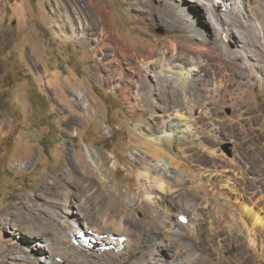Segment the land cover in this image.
I'll return each instance as SVG.
<instances>
[{
	"label": "rangeland",
	"instance_id": "1",
	"mask_svg": "<svg viewBox=\"0 0 264 264\" xmlns=\"http://www.w3.org/2000/svg\"><path fill=\"white\" fill-rule=\"evenodd\" d=\"M107 1L113 4L110 19L114 22V30L122 34L126 43L140 44L141 52L148 51L150 46L157 51L173 37L191 43L185 25L173 30L162 24L159 14L167 8L164 2L149 0L153 13L150 10V14H144L136 9L139 3ZM66 3L69 12L74 6H86L83 0H66ZM46 9L45 0H0V211L11 207L13 213L20 212L27 203V195H30L31 203L53 214L52 206L43 205L41 201H54L64 188V180H69L72 197L87 202L92 218L98 219L104 213L103 205L108 201L117 209L127 214L135 213L139 219L148 221L143 209L130 206L129 197L142 195L146 183L156 188L146 174H142L145 167L157 162L156 159L163 154L166 155L164 160L171 165L178 154L167 153L147 140L164 134L176 136L183 130L178 128L182 123L175 120L163 132L156 124L161 113L156 107L157 98L146 88L144 91L140 82L129 75L130 65L127 62L115 64L112 70L107 60L97 62L91 48L80 41L57 38ZM201 10L203 12L200 6L198 12L203 17ZM232 47L236 48L235 45ZM100 48L106 49L107 56L115 51L122 58L121 52L108 42ZM244 82H247V88ZM230 89L231 94L221 96L222 101L211 115L195 101L190 124L199 134L197 145L203 141L218 155L229 160L238 157L237 162L245 161L249 165L247 175L257 176L259 186L254 189L253 206L257 211L261 208L264 215V176L261 170L264 168V84L255 77L240 81L235 76ZM242 91L248 92L245 100L240 97ZM189 95L194 97L191 91ZM158 98V103H169L161 96ZM167 100L173 101L174 98ZM209 107L216 108L212 104ZM148 122L151 131L144 135L141 132ZM212 122L219 126L222 135L233 134L234 143L227 144L219 139V134L211 130ZM234 122L239 123V129L230 127ZM136 124L140 125V130L135 128ZM209 139L216 145H212ZM170 156L175 157L171 159ZM71 157L75 158L76 165L71 163ZM28 161H32V165L22 166ZM219 164L220 167L203 162L197 165L203 170L207 168L214 173L230 171L228 175H233L231 170L234 171V167L224 162ZM235 184L238 186L239 182ZM212 187L207 179H198L177 188L188 197L182 195L183 199L200 203L202 200L198 197L212 201ZM218 203L222 209L221 198ZM196 210L201 219L193 230L179 237L173 234L178 250L181 241L191 244L200 264H216L219 258L225 260V264H264V232L261 228L256 227L253 235L245 238L243 225L238 236L227 233L218 223L203 222L199 227L201 220L208 219L206 213L213 219L215 214L199 207ZM226 212L233 213L230 208ZM180 213L178 211L176 215ZM188 214L191 215L188 212V217ZM68 251L62 252L63 264H85L86 261L92 264L91 260H86L88 257L77 251ZM138 256V253L131 252L128 260L132 262Z\"/></svg>",
	"mask_w": 264,
	"mask_h": 264
},
{
	"label": "bare ground",
	"instance_id": "2",
	"mask_svg": "<svg viewBox=\"0 0 264 264\" xmlns=\"http://www.w3.org/2000/svg\"><path fill=\"white\" fill-rule=\"evenodd\" d=\"M45 1L46 16L51 19L50 26L57 38L69 42L80 41L91 48L97 62L107 60L112 70L115 64L127 62L131 67L129 75L140 82L144 91L146 88L157 98L156 107L161 112L157 126L166 132L170 124L177 120L182 123L178 128L183 130L176 136L164 134L160 138L147 140L167 153L178 154L177 157L173 156L175 158L170 156L173 158L171 165L164 160L165 154L162 153L163 157L160 155L157 162L145 167L142 174H146L156 188L146 183L142 195L129 197L130 206L143 209L148 221L139 219L135 213L127 214L108 201L103 205L104 213H96L99 218L94 219L87 202L72 197L71 182L64 180L59 197L55 196L54 201L43 199L40 202L52 206L53 214L31 203L30 195H27V203L20 212L13 213L11 207L0 211V264H63L62 252L68 250L88 257L86 260H91L92 264H200L194 247L181 241L178 250V243L173 237V234L179 237L193 230L198 219H201L198 218L200 212H196L197 207L215 214L213 219L206 213L209 220H201L199 227L203 226V222L218 223L227 233L238 236L241 234L238 230L243 225L245 238H250L256 227L261 228L263 233L264 215L261 208L257 211L253 206L254 189L259 187L257 176H248L249 165L245 161L237 162L238 157L235 160L224 158L216 150H210L203 141L197 145L196 140L199 141L200 137L190 120L195 101L205 107L207 114L215 113L218 103L222 101L221 96L231 94L230 86L235 76L240 81L255 77L264 84V0H160L167 7L159 14L162 24L173 30L185 25L191 43L173 37L163 48L155 51L150 46L146 52L140 51V44L126 43L122 34L114 30V22L110 19L111 2L83 0L86 6H74V10L69 12L66 0ZM130 1L133 5L139 3L138 11L150 14L151 10L153 13L149 0ZM200 6L203 7L201 13L205 19L198 12ZM106 42L121 52V59L115 51L111 56L106 55V49L100 48ZM237 60H241L240 63H236ZM243 85L248 87L247 82ZM124 90L127 91V87ZM190 91L194 97L189 95ZM246 94L247 91H242L240 97L245 100ZM160 96L169 103H158ZM168 98L174 100L168 101ZM211 104L216 108L209 107ZM238 122L230 127L239 129ZM139 127L135 125L140 130ZM211 127L215 134H219V139L227 144L234 143L233 134L222 135L219 126L213 122ZM143 129L142 134L150 133L149 122ZM209 142L216 145L210 139ZM70 159L72 164H77L74 157ZM200 162L215 167H220L219 163L224 162L234 167V171L231 170L234 173L228 175L230 171L214 173L207 168L203 170L197 165ZM26 165H32V161L22 166ZM195 166L199 168L193 169ZM176 168L179 170L173 171ZM261 170L264 176V168ZM198 179H207L213 185L212 201L198 197L202 200L198 203L182 198V190L177 187ZM219 198L223 201L222 209L219 208ZM227 208L233 213L226 212ZM178 211L180 214L177 216ZM188 212L191 213L189 217ZM251 225L253 227L250 229ZM101 234L103 238H100ZM131 252L139 254L132 262L128 260ZM218 260L220 264L226 262L221 258ZM85 264H89V261Z\"/></svg>",
	"mask_w": 264,
	"mask_h": 264
}]
</instances>
